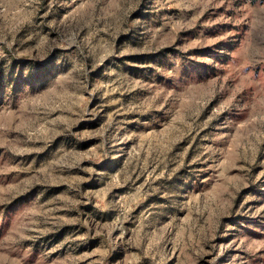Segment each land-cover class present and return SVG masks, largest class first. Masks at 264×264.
Wrapping results in <instances>:
<instances>
[{
	"label": "rangeland",
	"instance_id": "1",
	"mask_svg": "<svg viewBox=\"0 0 264 264\" xmlns=\"http://www.w3.org/2000/svg\"><path fill=\"white\" fill-rule=\"evenodd\" d=\"M0 264H264V0H0Z\"/></svg>",
	"mask_w": 264,
	"mask_h": 264
}]
</instances>
